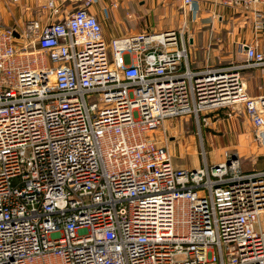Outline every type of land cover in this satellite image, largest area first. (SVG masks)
I'll return each instance as SVG.
<instances>
[{"label":"built area","instance_id":"1","mask_svg":"<svg viewBox=\"0 0 264 264\" xmlns=\"http://www.w3.org/2000/svg\"><path fill=\"white\" fill-rule=\"evenodd\" d=\"M92 2L22 33L0 25V264H264V170L231 154L178 169L154 139L242 106L263 145L264 96L241 73L264 55L194 71L183 29L108 40Z\"/></svg>","mask_w":264,"mask_h":264},{"label":"crops","instance_id":"2","mask_svg":"<svg viewBox=\"0 0 264 264\" xmlns=\"http://www.w3.org/2000/svg\"><path fill=\"white\" fill-rule=\"evenodd\" d=\"M48 2L0 0V25L22 33L28 22L36 21L44 27L63 21L83 8V0H55L50 11ZM87 12L98 20L108 40L142 32L183 29L188 63L194 71L222 65H246L244 48L248 46L264 55V7L248 10L205 1L183 6L180 0H93ZM241 75L248 97L264 96V67L244 69ZM246 118L251 133H243L233 125L226 140L217 143L218 150H228V153L211 164L220 163L226 154H231L238 158L239 164L241 159L249 162L244 171L241 169L244 173L264 170V144L259 143L255 129Z\"/></svg>","mask_w":264,"mask_h":264},{"label":"rangeland","instance_id":"3","mask_svg":"<svg viewBox=\"0 0 264 264\" xmlns=\"http://www.w3.org/2000/svg\"><path fill=\"white\" fill-rule=\"evenodd\" d=\"M233 125L239 127L243 133H251L243 109L226 107L213 112H203L198 119L192 116L165 123L155 133L154 139L166 147L175 168L194 169L200 167L205 158L211 164L228 153V150H218L217 143L226 140ZM247 163V160H240V168L243 171ZM260 227L264 229V215Z\"/></svg>","mask_w":264,"mask_h":264}]
</instances>
